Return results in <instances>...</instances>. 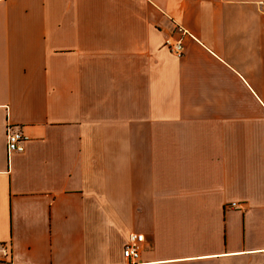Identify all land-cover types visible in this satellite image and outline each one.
<instances>
[{
	"label": "crops",
	"instance_id": "crops-1",
	"mask_svg": "<svg viewBox=\"0 0 264 264\" xmlns=\"http://www.w3.org/2000/svg\"><path fill=\"white\" fill-rule=\"evenodd\" d=\"M263 9L0 0L12 264H128L131 234L145 238L139 264H264ZM10 126L23 153L8 152Z\"/></svg>",
	"mask_w": 264,
	"mask_h": 264
},
{
	"label": "built area",
	"instance_id": "built-area-1",
	"mask_svg": "<svg viewBox=\"0 0 264 264\" xmlns=\"http://www.w3.org/2000/svg\"><path fill=\"white\" fill-rule=\"evenodd\" d=\"M264 10V9H263ZM165 46L170 52L177 58H182L185 54V47L183 39L167 38L165 40ZM29 137L24 135L18 129L10 126L7 131V145L8 152L10 153H23L25 151V145L28 142ZM239 203H231L227 206L228 209L239 208ZM145 238L141 234H131L128 240V244L124 250V257L128 261V264H139L141 259L142 245ZM11 249L6 244H0V264H12L10 261Z\"/></svg>",
	"mask_w": 264,
	"mask_h": 264
}]
</instances>
